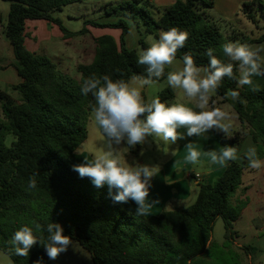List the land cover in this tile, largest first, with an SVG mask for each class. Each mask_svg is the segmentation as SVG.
Masks as SVG:
<instances>
[{
  "label": "trees",
  "instance_id": "trees-1",
  "mask_svg": "<svg viewBox=\"0 0 264 264\" xmlns=\"http://www.w3.org/2000/svg\"><path fill=\"white\" fill-rule=\"evenodd\" d=\"M3 1L10 2L5 34L22 79L11 87L19 94V99L0 91L3 114L0 122V250L10 256L12 264H37V261L48 264L46 251L39 243L30 249L27 257L11 251L9 241L14 233L24 225L34 227L35 223L42 225L45 239L48 223L61 224L64 235L78 241L90 253L92 264H200L201 258L210 252L213 229L219 218L225 221L226 239L233 243L236 236L233 223L249 204L248 198L236 199L235 205L230 203L243 183L245 167L238 161L229 162L213 183H200L192 205L164 210L150 217L136 215L134 201L114 203L107 185L97 188L89 178H80L72 170L71 157L88 138L90 105L95 103L91 94H82V82L94 73L126 81L134 75L146 74V66L138 64V52L126 47L128 24L123 19L108 24L86 21L85 24L96 27L119 28L122 35L119 45L112 36L96 38L93 61L79 64L76 67L79 76L73 77L48 56L29 51L25 46V29L27 20L44 19L58 25L66 36L86 33V29L69 31L62 20L54 16L55 12L81 0ZM257 1L260 0L245 2L242 8L254 23L255 17L248 10ZM140 4L141 0L122 2L112 6L108 13L140 17L149 33L172 27L187 31L189 38L178 50L177 59L182 60L184 54L190 53L198 66H206L205 53L212 48L214 55L227 62L222 52L224 36L201 10V6L212 8L214 0H177L158 19ZM262 42L264 34L242 40L249 45ZM139 43L143 49L149 46L143 36ZM164 78L166 75L160 80ZM252 79L258 91H252L249 86L238 87L235 80L225 78L216 95L233 106L243 129H248L257 143V157L261 158L264 156V76ZM229 90L238 91L239 98H230ZM158 97L168 102L175 98V91L166 87ZM220 135L224 145L230 143L240 148L241 132L231 138ZM10 136L13 140L8 143ZM242 157L247 160L245 155ZM33 177L37 188L30 190L28 181Z\"/></svg>",
  "mask_w": 264,
  "mask_h": 264
},
{
  "label": "clouds",
  "instance_id": "clouds-1",
  "mask_svg": "<svg viewBox=\"0 0 264 264\" xmlns=\"http://www.w3.org/2000/svg\"><path fill=\"white\" fill-rule=\"evenodd\" d=\"M188 38L189 33L177 27L161 31L158 39L149 36V46L137 53L138 64L146 66L145 75H134L126 81L94 73L81 85L82 94H91L94 98L95 103L90 105V122L102 133L104 147L91 159L84 157V161L73 165L72 170L80 178H89L97 188L107 185L114 203L134 201L138 216L152 215V208L159 203L150 199V188L152 178L160 172V165L127 164L117 148L122 144L129 148L142 146L148 143L150 137L165 144H175L178 139L193 136L208 138L206 134L210 130L231 138L233 132L229 121L232 118L222 108L210 103L213 95L225 78L235 80L238 87L249 86L252 91H258L252 78L264 76V45L227 42L222 45L227 62L214 55V50L209 48L205 53L208 64L198 66L190 53L177 61L178 50L185 46ZM166 69L171 70L166 73ZM165 75L167 86L182 95L183 102H162L158 96L145 100L142 95L144 87L157 83ZM227 95L233 100L239 98L238 91L229 90ZM185 148V164L199 165L203 156L209 164L226 168L229 162L239 159L237 148L232 146L201 152L189 142ZM140 154H144L143 149ZM172 155L175 156L174 151ZM245 156L249 168L259 170L264 167V161L257 157L254 145L247 147ZM28 188H37L35 177L29 179ZM46 232L45 239L39 223H35L34 227H20L9 241L11 251L17 256L27 257L30 249L39 243L48 258L56 260L72 246L73 242L64 235L61 224L48 223Z\"/></svg>",
  "mask_w": 264,
  "mask_h": 264
},
{
  "label": "crops",
  "instance_id": "crops-1",
  "mask_svg": "<svg viewBox=\"0 0 264 264\" xmlns=\"http://www.w3.org/2000/svg\"><path fill=\"white\" fill-rule=\"evenodd\" d=\"M109 1L111 0L91 1V9L94 13H97V18H88L85 20V22L90 20L102 24H108L117 23L120 19H123L129 26V31L126 34V47L128 48L127 37L130 32V18L122 16V13H108L109 9L112 7L108 5ZM141 1L142 3L147 2V5L145 7L150 10L152 16L155 19H158L167 9H169L173 4H175L177 0ZM249 1L251 0H214L212 8L206 9L201 6V10L209 17L214 16V13L223 17H232L241 10V5L243 3ZM9 10L10 6L9 9H5L0 6V91L6 92H8L10 87H12L13 85H17L22 81V79L18 76L17 70L15 68L16 59L12 45L5 34L6 26L4 28L2 22V14L6 13L8 15ZM113 15H116L115 19L114 17H112ZM68 17L72 18L73 16ZM59 19L62 20L63 24L65 23L62 18ZM84 29H86V33L81 35H89L91 37L94 44V55L96 48V38L102 36H112L118 43V45L120 43L122 30L119 28L96 27L90 24H85ZM146 29L147 27L145 28V31ZM140 31L141 30H139L141 38L143 34L142 31ZM160 32L161 30L158 31L157 38H159ZM79 36L80 35L72 37L66 36L58 25L44 19L26 21L25 46L29 51L47 56V54L45 53L50 54L52 49L50 48V46L53 44L54 41H57L59 47L58 52L62 53L63 56H66L68 53L72 52V56H66L72 59V63H69V66L66 65V62H61V60L56 63L59 68L65 73H68L67 71H69L71 68L75 71L76 67L79 64H88L93 61L92 60L91 62H83L85 61V55L87 53L86 49L73 46L75 39ZM45 44L47 46L44 47ZM261 45H264V42L256 43L252 46ZM177 61L179 62L181 61V59H177ZM169 70L171 69H167V71ZM178 98L179 95L175 92V98L171 101L178 102ZM210 103L222 108V110L226 111L231 116V118L233 119V122H230L232 124L233 136L235 133L238 132H241L243 134V141L241 142L240 148L237 149L239 155V159L237 161L243 164V166L245 167L242 176L243 183L240 188L241 191L239 193L237 191L233 199L236 200L238 198H248L249 204L244 210L243 214L246 211L251 210V208L253 211V204H258L264 201V167L259 170L251 169L248 167V160H245L242 156L245 155L246 149L249 145H254L255 147H257V143L254 141L252 135L249 134L248 129H243L235 109L230 110L225 108L226 104L231 105L229 102H224L221 97L215 95L212 97ZM232 110H234V113H232ZM220 133L222 132L210 130L206 134L208 138H205L204 136L188 137L184 143L180 144L175 156H170L166 159L164 164H160V172H158V174L152 178L150 188V199L158 200L159 203L154 205L151 210L152 215L150 216H157L164 210L172 211L179 208H186L192 205L197 199L199 193V184L213 183L218 177L223 174L227 167L220 168L217 165L209 164L207 158L203 156L201 157V161L205 162V170H203V172H193V170L189 167V165L191 164H185L183 161L184 157L187 154V149L185 148V146L189 142H192L201 152H206L214 149L218 151L221 147L232 146L230 143H228L227 145H224L222 143V137ZM259 143H261V141H259ZM259 159L261 161H264V156ZM196 175H200V178H196ZM191 178L195 179L196 182L193 183Z\"/></svg>",
  "mask_w": 264,
  "mask_h": 264
},
{
  "label": "rangeland",
  "instance_id": "rangeland-1",
  "mask_svg": "<svg viewBox=\"0 0 264 264\" xmlns=\"http://www.w3.org/2000/svg\"><path fill=\"white\" fill-rule=\"evenodd\" d=\"M96 0H82L75 4L68 5L63 8V11H57L54 13L55 17L62 18L64 24L69 31L79 32L85 28V20L88 18H97V13H94L91 9L90 2ZM131 1V0H111L109 6H116L119 3ZM251 0L249 2H253ZM261 2V3H260ZM95 5V4H93ZM142 6H146L147 2L141 1ZM244 3L241 5V10L232 17H223L214 13V16H210V20L214 22L220 29L224 36V43L227 42H240L244 37L258 38L264 34V0H260L251 4L248 10L256 20L254 23L248 19L247 15L242 11ZM0 6L9 9L10 2L0 0ZM204 7V6H203ZM206 8V7H204ZM207 9V8H206ZM3 12V11H2ZM111 13V12H109ZM116 13V12H115ZM68 16H73L69 18ZM6 13L2 14L3 27L5 28L8 20ZM114 19L116 15H113ZM112 19V20H114ZM127 20V19H126ZM130 32L127 37V46L130 49H135L137 52L143 49L139 44L140 33L142 31L143 37L147 42V38L152 36L154 39H158V31L155 33H149L145 31L146 25L140 17L130 18ZM139 27V28H138ZM58 42L54 41L50 46L51 52L45 53L55 63L66 62L72 63V59L66 56H72V52L63 56L58 52ZM47 46L46 44L44 47ZM73 46L78 48H85L86 55L85 61L91 62L94 56V44L89 35H80L75 39ZM64 60V61H63ZM70 76H79L72 68L67 71ZM167 86L166 78L159 80L150 86H145L142 90V95L146 101H149L153 97H157L159 93ZM8 92L15 98L19 99V94L13 91L10 87ZM216 93L213 95L215 96ZM178 102H183L182 95H179ZM168 103H173L171 100ZM232 105L226 104V109H234ZM234 110H232V113ZM237 114V113H236ZM3 120L2 108L0 104V122ZM231 119L229 122H233ZM88 138L80 145L76 150L80 155L75 152L71 157L73 165L80 164L84 161V157L91 159L101 148L104 147V137L98 128H95L90 122V116L87 123ZM179 131L185 132L184 129ZM185 139H178L175 144H165L155 138L150 137L148 143L145 145H137L135 148H129L126 144H122L117 148L121 159L127 164H148V165H160L164 164L166 159L175 154L179 149L180 144L184 143ZM13 137L8 138V143H11ZM143 149V155L141 150ZM135 151V152H134ZM184 161V160H183ZM161 166V165H160ZM193 172H203L205 170V162L202 161L199 165H189ZM192 182H196L191 178ZM241 189H238V193ZM230 203L235 205V200L230 199ZM253 211H246L236 222L233 223L236 236L234 242L228 241L225 237L226 228L225 221L219 218L214 226L212 234V243L210 252L207 257L201 258L200 264H264V201L253 204ZM72 246L64 253H61L56 260H50L48 264H92V258L90 253L85 250L78 241L72 240ZM243 247L249 248V250ZM0 264H12V260L8 254L0 250Z\"/></svg>",
  "mask_w": 264,
  "mask_h": 264
},
{
  "label": "built area",
  "instance_id": "built-area-1",
  "mask_svg": "<svg viewBox=\"0 0 264 264\" xmlns=\"http://www.w3.org/2000/svg\"><path fill=\"white\" fill-rule=\"evenodd\" d=\"M196 178H200V175H196Z\"/></svg>",
  "mask_w": 264,
  "mask_h": 264
}]
</instances>
